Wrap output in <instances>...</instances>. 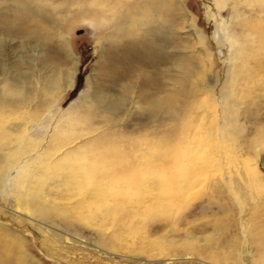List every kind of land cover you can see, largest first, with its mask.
Listing matches in <instances>:
<instances>
[{"label": "bare ground", "instance_id": "6f19581e", "mask_svg": "<svg viewBox=\"0 0 264 264\" xmlns=\"http://www.w3.org/2000/svg\"><path fill=\"white\" fill-rule=\"evenodd\" d=\"M85 1L9 0L0 5V195L12 196L18 208L33 216L46 217L51 208L66 212L68 209L63 210L62 207L70 198L64 194L83 188L80 185L91 180L92 187L88 193L74 201L72 208L95 202L106 206L110 212L109 205L115 203V213L122 202L120 209L125 213L119 221L128 228H134L133 220L140 222L142 230H145L141 238L150 247L165 240L170 233H181L197 241L205 238L193 235L189 229L196 218L189 217L188 213L201 192L208 195V200L229 198L236 203L240 227L245 225V221H252L260 215L262 220L258 217L256 222L252 221L254 227L251 230L264 226V199L254 196L255 187L253 191L249 188L251 175L247 171L251 168L246 171L247 167L235 164V158H230L226 153L228 150L225 152L220 146L224 137L228 139L224 134V120L228 110L237 105L235 94L238 90L234 87L231 93L222 92L215 96L214 101L221 106L220 116L212 120L211 128L205 125L212 115H208L204 123L197 124L202 128V134L194 130L192 124L199 117L201 119V115H206L201 100L205 93H198L208 92L210 88L204 86L194 91L189 78L184 79L185 93H181L184 98L177 100L173 90L177 86L176 80L169 76V91L160 95L162 64L169 63L170 69L173 65L179 66L187 74L195 70L190 60L180 59L176 65L174 52L166 50V44L173 42L168 35L175 23V12L179 14L182 27L187 28L189 35H194L196 43L202 44L205 38L183 2L87 0L91 5L87 8ZM240 1L244 0H232L233 12ZM248 1H258L261 4L259 11L264 14V0ZM208 3L203 1L205 6ZM73 7L83 13L82 21L106 29L98 38L105 39L108 47L105 55L100 54L97 61L99 72L96 81L92 78L87 80V88L91 91L81 92L77 104L54 115L60 96L72 89L77 74L78 59L64 43V27ZM87 13H93L92 17H86ZM232 15L228 20L234 17L241 23L251 22L239 10H236V17ZM256 17L253 19H263ZM228 20L214 31V35L234 62L238 57L253 54L255 44H258L259 51H263L261 38L256 39L253 35L255 30L245 31L243 26L240 30L230 29ZM15 40L21 45V53L17 56L18 62L11 65L15 73L11 74L9 66L2 60V53L8 48L6 44ZM55 42L66 49L72 61L69 66L61 64ZM53 53L55 56L52 58ZM32 61L38 62V73ZM24 63L30 74L21 71ZM237 79L238 76L231 77L233 84ZM129 99L138 110L133 122L123 123L116 113ZM94 117L100 119L94 120ZM208 138L213 139L212 145ZM157 146L166 148L165 153H172L174 161L171 167L164 166L166 154L158 151ZM144 155L146 158L143 160ZM61 167H78L76 176L81 177L83 173V183H69V176L58 173ZM115 167L135 168L130 176H118L115 175ZM43 174L52 179L42 192L36 187V177ZM49 174L54 177H49ZM108 179L110 182H105ZM104 192L106 204H101L97 197ZM112 194H136L137 197L141 194L143 199H133L132 196L131 200H118L120 197L111 200L109 196ZM123 200L127 201L126 205ZM242 201L246 209L243 208L244 203L240 205ZM33 206L35 208L31 209ZM147 216L164 224L146 228L149 224L143 226L142 221ZM251 241L246 237L241 246L233 244L232 249L237 252L233 258L240 260L241 264H264V258L253 261L252 252L256 250L251 247Z\"/></svg>", "mask_w": 264, "mask_h": 264}, {"label": "rangeland", "instance_id": "374dc122", "mask_svg": "<svg viewBox=\"0 0 264 264\" xmlns=\"http://www.w3.org/2000/svg\"><path fill=\"white\" fill-rule=\"evenodd\" d=\"M8 1L0 0V5L8 3ZM86 1L85 6L91 8V5ZM181 1L194 16L195 25L205 38L202 44L196 43L194 35H189L186 31L187 28L182 27L179 14L175 12V23H177H174L175 27L171 26V34H166L169 38H173V44H166V50L174 52L176 65L180 63V59L188 62L190 60L194 64L195 70L193 73L187 74V71H182L179 66L178 68L173 65V68L170 69L169 63L162 64L160 66L162 70L160 80L163 86L160 95L167 94L169 91L167 81L169 76L176 80L177 86L173 90L177 100H183L184 98V94H181L185 93L183 91L184 79L189 78L190 83L195 87L192 89L194 91L204 86L210 88L208 92L200 91L198 93H205L201 100L203 99L202 105L206 110V115H201L203 117L201 119L199 117L200 120L197 119L194 125L192 124V128L194 127V130H198L202 134V128L199 127L200 123L202 121L204 123L207 116L212 115V117L207 118L205 125L211 128L212 120L218 119L220 116L221 106L214 101L215 96L220 95L222 92L231 93V89L235 87L238 90L237 95L235 94L237 105L230 108L225 117L224 134L228 135V139L224 137V141L220 146L223 151L228 150L225 152L230 158H235V164L239 163V166L247 167V169L245 168L246 171L251 168L247 171L251 175L249 176V188L253 191L255 187L253 192L256 195L254 196H260L259 198L264 199V195H262L264 194V46H262L263 51H259L257 49L258 44H255L257 46L254 51L252 50L253 54L248 55L247 53L248 56L238 57L234 62L232 57L227 54L226 47L214 35V31L225 24L232 13L236 17V10H239L243 14L242 16L247 17L251 22L241 23L232 15L233 18L228 20L229 28L240 30V26H243L242 29L245 31L255 30L253 32L254 37L256 39L261 38L264 45V14L259 11L261 4H258V1H240L236 5L237 9H234L233 12L232 0H221L219 2L215 0ZM203 1L209 2L208 5L205 6ZM222 5L223 7H221ZM250 13H253L254 16ZM92 14L87 13L86 17H92ZM256 16L263 19H253L257 18ZM67 18L71 24L68 20V24L66 23L64 27L66 35L64 43L78 59V67L74 85L72 89L60 96L53 111L54 115L61 113V110L68 109L70 105L77 104L81 92L84 94L91 91L87 88V80L92 78L96 81L99 72L97 61L100 54L105 55L108 47V42L105 39L98 38L106 29L96 26L95 23L91 25L82 21L83 13L76 7L72 8ZM57 44L55 42L56 52L59 53L61 64L69 66L72 61H70L66 49ZM6 45H8V48L3 51L2 60L7 63L8 70L12 74L14 72L11 65L18 62L17 56L21 53V45L18 40ZM256 49L258 52H256ZM6 52L8 53L6 54ZM38 52L40 53V51ZM51 55L53 58L55 53ZM32 63L33 68L37 71L38 62L32 61ZM24 64L21 71L30 74L28 66ZM234 76H238V81L235 80L233 84L231 77ZM136 106L130 99L126 102L123 108L116 113L121 122H133L135 112L138 110ZM143 106L146 107L147 105L143 103ZM97 119H100V117H94V120ZM208 139L212 145L213 139ZM164 149L166 148L157 146L158 151L165 153ZM163 153L157 154L162 156ZM165 154L164 166L171 167L174 161L171 156L172 153ZM145 158L144 155L143 160ZM158 163L162 164V162ZM77 168L61 167L58 173L69 176V183H83L81 180L83 173L81 177L76 176L75 170ZM134 168L115 167V175L125 176L129 174L128 176H130ZM107 175L109 174L107 173ZM52 176V174H49V177ZM103 177H106V172ZM36 179L38 182L36 187L43 192L46 190L47 182L52 178H47L43 174L36 177ZM105 182L108 183L110 180L108 179ZM80 186H83V188H77L73 190L74 192L68 191L64 194L70 198L68 201H64L62 207L63 210L68 209L66 212L60 213L58 209L51 208L46 217L33 216L27 210L21 207L18 208L12 196L0 195V264H241L240 260L233 258L237 252L232 249V245L234 244L235 247L241 246L246 237L250 238V241L253 238L255 240L250 242L251 247L256 250L255 253L252 252L253 261L256 262V260L264 258V226H261L263 228L259 227L251 230L254 227L252 221L257 220L258 217L262 220L263 216H257L252 221L247 220L244 222L245 227H240L238 224L240 220V216H238L239 207L229 198H210L208 200V195L201 192L192 202L188 216L196 219L189 225V229L195 236L202 238L205 236L203 240L197 241L181 233L176 235L170 233L167 234L165 240L150 247L141 238L145 230H142L140 222L133 220L134 228H128L119 221L125 213L120 209L122 202L117 206V212L115 213L113 212L114 206H116L115 203L109 205L112 209L110 212H108L106 206L97 205L95 202L89 205L85 204L81 208L75 206L72 208L74 201L82 199L88 193V190L92 187V182L87 180L84 185ZM33 191L37 192L36 189H33ZM42 192L39 191L38 193ZM136 194H132L133 199L138 197L143 199L141 194L138 197ZM104 195H106L105 192L98 195L97 202L106 204L103 200ZM132 196L130 194H112L109 197L111 200L119 197L118 200H122V198L131 200ZM126 200H123V202L127 203ZM242 203L245 204L242 201L240 205H244ZM34 208L35 206L31 209ZM243 208L246 209V204ZM144 219L142 221L143 226L149 224L146 226L149 229L164 224L163 221H157L152 216H147Z\"/></svg>", "mask_w": 264, "mask_h": 264}]
</instances>
